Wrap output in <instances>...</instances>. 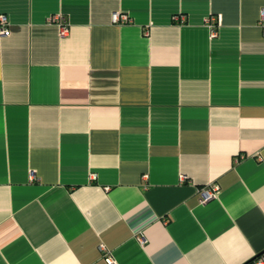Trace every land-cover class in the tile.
I'll list each match as a JSON object with an SVG mask.
<instances>
[{
    "label": "crops",
    "instance_id": "0c3cea01",
    "mask_svg": "<svg viewBox=\"0 0 264 264\" xmlns=\"http://www.w3.org/2000/svg\"><path fill=\"white\" fill-rule=\"evenodd\" d=\"M263 10L0 0V264L264 261Z\"/></svg>",
    "mask_w": 264,
    "mask_h": 264
},
{
    "label": "built area",
    "instance_id": "2783aa9c",
    "mask_svg": "<svg viewBox=\"0 0 264 264\" xmlns=\"http://www.w3.org/2000/svg\"><path fill=\"white\" fill-rule=\"evenodd\" d=\"M122 16L120 14H114L113 15V22L114 23H120L122 22ZM51 23L57 24L60 28V32L62 36H68L70 33V24L68 23V20L66 16L62 14H57L55 16H52L50 19ZM207 25L211 29V36L215 38L217 36V28L221 25V22L219 19H217L216 16H210L207 19ZM260 26L264 30V10L261 13L260 17ZM0 35L3 37H9L11 35V28L9 19L7 16L0 14ZM201 194V200L202 203H208L219 196V187L216 184H212L211 186L204 188L200 191ZM141 242L145 243V240L143 238L140 239ZM101 251L106 253V248L104 246H101ZM105 259L108 264H115V261L113 260L111 255L105 254ZM253 264H264L263 260H257Z\"/></svg>",
    "mask_w": 264,
    "mask_h": 264
}]
</instances>
